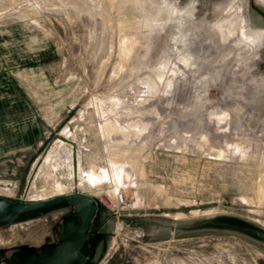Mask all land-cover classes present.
Returning a JSON list of instances; mask_svg holds the SVG:
<instances>
[{
  "label": "rangeland",
  "instance_id": "rangeland-1",
  "mask_svg": "<svg viewBox=\"0 0 264 264\" xmlns=\"http://www.w3.org/2000/svg\"><path fill=\"white\" fill-rule=\"evenodd\" d=\"M249 1L264 14V0H0V198L93 199L86 264H264V19ZM71 211L0 226V264L56 244Z\"/></svg>",
  "mask_w": 264,
  "mask_h": 264
},
{
  "label": "water",
  "instance_id": "water-1",
  "mask_svg": "<svg viewBox=\"0 0 264 264\" xmlns=\"http://www.w3.org/2000/svg\"><path fill=\"white\" fill-rule=\"evenodd\" d=\"M250 8L261 18L264 14L252 5ZM62 205H69L72 211L63 217L58 225L57 243L47 247L40 253H35L29 249H21L11 255L10 260L14 264H86L88 255H80L79 248L86 237L90 223L95 216L96 204L90 197L71 193L60 195L51 199L37 202H11L0 198V226L13 224L23 219H27ZM73 226L65 229L68 223Z\"/></svg>",
  "mask_w": 264,
  "mask_h": 264
},
{
  "label": "built area",
  "instance_id": "built-area-1",
  "mask_svg": "<svg viewBox=\"0 0 264 264\" xmlns=\"http://www.w3.org/2000/svg\"><path fill=\"white\" fill-rule=\"evenodd\" d=\"M113 203H114V207H115V211L117 212L118 210H127L128 207H129V203L128 201L125 199V197L123 196V193L122 192H117L115 195H114V199H113ZM105 206V204H104ZM107 206V205H106ZM109 208V207H108ZM112 210V209H110ZM110 253L111 252V248H109L107 250V253Z\"/></svg>",
  "mask_w": 264,
  "mask_h": 264
},
{
  "label": "flooded vegetation",
  "instance_id": "flooded-vegetation-1",
  "mask_svg": "<svg viewBox=\"0 0 264 264\" xmlns=\"http://www.w3.org/2000/svg\"><path fill=\"white\" fill-rule=\"evenodd\" d=\"M92 224H93V219H92V221H91V223H90V226H89V229H88L89 232H90V228L92 227ZM90 237H91V235H88V236L86 237V239L84 240L83 244H82L81 247L79 248V251H80V252L85 248V244L88 242V240L90 239ZM18 251H19V250L15 251L14 253H16V252H18ZM14 253H13V254H14Z\"/></svg>",
  "mask_w": 264,
  "mask_h": 264
},
{
  "label": "bare ground",
  "instance_id": "bare-ground-1",
  "mask_svg": "<svg viewBox=\"0 0 264 264\" xmlns=\"http://www.w3.org/2000/svg\"><path fill=\"white\" fill-rule=\"evenodd\" d=\"M58 141H59V142H62V141H60V140H58ZM62 143L65 144L64 142H62ZM65 145H67V144H65ZM68 146H69V145H68ZM69 147H70V146H69ZM72 169H73V166H72ZM53 186H54V185H53ZM57 187L59 188V186H57ZM52 188H53V187H52ZM55 188H56V187H55ZM58 188H57V189H58ZM57 189H56V190H57ZM56 190H55V191H56ZM58 192H59V191H58ZM72 226H73V225L69 222V223L66 225L65 229H71Z\"/></svg>",
  "mask_w": 264,
  "mask_h": 264
}]
</instances>
